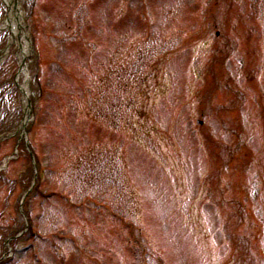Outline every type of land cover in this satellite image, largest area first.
Returning <instances> with one entry per match:
<instances>
[{
  "label": "rangeland",
  "instance_id": "rangeland-1",
  "mask_svg": "<svg viewBox=\"0 0 264 264\" xmlns=\"http://www.w3.org/2000/svg\"><path fill=\"white\" fill-rule=\"evenodd\" d=\"M18 5L0 264H264V0Z\"/></svg>",
  "mask_w": 264,
  "mask_h": 264
},
{
  "label": "bare ground",
  "instance_id": "bare-ground-1",
  "mask_svg": "<svg viewBox=\"0 0 264 264\" xmlns=\"http://www.w3.org/2000/svg\"><path fill=\"white\" fill-rule=\"evenodd\" d=\"M5 6L7 7L6 10V16L5 19L3 20L2 23H0V28H5L7 30H9L10 32V38L8 41V44L6 45V47L3 49V52L6 54L9 45L16 40V37H21L22 39H25V33L23 32V34L20 33L19 28H18V24L22 23L21 17L18 14V10H16L13 6V0H3ZM16 15L17 18L16 19ZM27 45H21V49H22V53L20 54V58L26 56V52H27ZM22 77L23 80L26 82L27 78H28V73L26 70V66H22L21 68H19L18 72H17V78ZM21 92H22V99L23 102L25 103V101L27 100V88H26V84L23 83L21 85H19ZM26 114V113H25ZM26 121V120H25ZM25 123V122H24ZM22 127V126H21Z\"/></svg>",
  "mask_w": 264,
  "mask_h": 264
}]
</instances>
